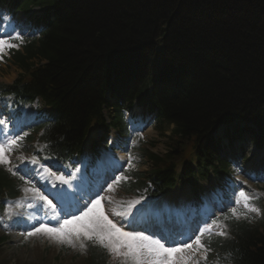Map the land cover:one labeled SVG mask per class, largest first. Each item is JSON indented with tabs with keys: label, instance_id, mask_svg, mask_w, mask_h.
Here are the masks:
<instances>
[{
	"label": "trees",
	"instance_id": "16d2710c",
	"mask_svg": "<svg viewBox=\"0 0 264 264\" xmlns=\"http://www.w3.org/2000/svg\"><path fill=\"white\" fill-rule=\"evenodd\" d=\"M57 2L59 25L48 28L25 54H15L28 75L10 90L61 99L65 118L59 133L80 134L86 115L97 111L105 85L119 77L131 83L133 77L145 76L156 56L165 60L159 85L170 88L173 97L164 118L174 123L181 140L202 137L223 120L259 121L264 22L254 15L264 17V0ZM35 61L40 67L33 70ZM51 134L54 144L59 142V135ZM1 173L0 193L9 184L15 187ZM232 225V241L220 246L218 240L216 247L224 253L234 250L236 264H264V234L245 223ZM94 256L92 264H102Z\"/></svg>",
	"mask_w": 264,
	"mask_h": 264
},
{
	"label": "snow or ice",
	"instance_id": "6c2138e0",
	"mask_svg": "<svg viewBox=\"0 0 264 264\" xmlns=\"http://www.w3.org/2000/svg\"><path fill=\"white\" fill-rule=\"evenodd\" d=\"M23 36L19 33L15 35L5 33L0 35V59L8 49L19 47L18 44L13 43V40L23 43ZM0 125H5V121L0 120ZM27 135V133H25ZM23 137L19 135H9L0 140V165H8L9 158L7 153H10L14 147L17 146L18 141ZM31 164H37L36 158L30 161ZM129 167H134L129 161ZM10 172L11 168L8 169ZM16 175L15 172H12ZM23 179V177H20ZM63 183H69L64 177H59ZM111 190V186H109ZM25 192L38 191L35 189L25 188ZM243 196L244 194L241 193ZM103 197H98L95 200H90L88 203L82 204L78 211L79 215H72L70 220L58 221L56 226H49V224L39 223V226H33L31 230L21 233L26 238L35 237L38 235L46 236L50 240H56L61 244L71 245L73 248L77 247L76 240L84 237L87 241H92L94 245H98L105 249L110 254L124 258V264H200L199 258L195 257V253H203L204 259L207 258V253L210 251L209 246L204 242L203 237L205 232L210 230L206 227L204 229H196V233L187 239L181 240H167V245L162 242V239H154L151 236L144 235L143 232L124 231L113 223L107 215L104 214L101 206ZM40 200L46 201L47 197L40 196ZM248 197H245L244 207L251 212L258 211L247 203ZM51 205V201H47ZM139 203V201H136ZM54 207V206H53ZM232 216L237 219L241 215L246 217V213L238 212L236 207L231 208ZM119 215V213H117ZM227 219V217H226ZM227 228V225H223ZM220 236H225V231L219 232ZM166 239V238H165ZM79 247L85 248L83 241L80 242Z\"/></svg>",
	"mask_w": 264,
	"mask_h": 264
},
{
	"label": "rangeland",
	"instance_id": "374dc122",
	"mask_svg": "<svg viewBox=\"0 0 264 264\" xmlns=\"http://www.w3.org/2000/svg\"><path fill=\"white\" fill-rule=\"evenodd\" d=\"M254 16H257L259 20L264 22V17H262L261 15L259 16L256 14ZM7 51L8 50L4 52L3 58L0 59V84H12L15 81L16 77L21 73V70H19L17 67H13L12 64L7 62V60L5 59V57H10ZM161 87L162 89H164L163 85ZM169 133L170 132L167 131V134ZM157 134L158 133L155 132L149 134L147 139V141L150 143L151 140L157 141L158 145L157 148L154 149L155 153L163 149L165 143L163 139L158 138ZM16 147H20L19 141ZM6 155H9V153L6 152ZM12 155L13 158L11 156H8L9 164L5 166L7 169L11 168L12 171L21 173L20 169L24 170L26 168V166L24 165L25 159H23L25 158V156H23L20 151H18V153L14 151L12 152ZM145 164L146 163L141 164V171L146 170L147 165ZM23 176L25 177L24 174ZM105 198L106 196H104V199H102L100 202L102 208H104L106 204ZM113 198L119 204H117V207H119L118 209H120L121 205L123 204L122 198L118 194H115ZM6 206L8 208H16V205L10 202ZM33 207L35 209L34 214L37 215V213H39L40 211V206L33 205ZM125 209L127 210V208ZM1 217L0 237H5L7 241L4 244L0 245V264H81V259L85 258L86 256V254H83V251L79 253L77 247L73 248L71 245L61 244L56 240H50L43 235L27 238L26 241L25 239H23L22 242H17L13 237L9 238V234H12L14 232L11 228L12 222H8L10 221L8 219L9 217H7L6 215H3ZM15 218L16 216H14V219ZM24 220L26 221V219ZM58 221H60L58 217L50 216L51 223H56ZM62 248L67 249L69 253L62 252Z\"/></svg>",
	"mask_w": 264,
	"mask_h": 264
},
{
	"label": "bare ground",
	"instance_id": "6f19581e",
	"mask_svg": "<svg viewBox=\"0 0 264 264\" xmlns=\"http://www.w3.org/2000/svg\"><path fill=\"white\" fill-rule=\"evenodd\" d=\"M153 224L155 225V224H157V225H159V223H156V222H153ZM21 227V226H20Z\"/></svg>",
	"mask_w": 264,
	"mask_h": 264
},
{
	"label": "water",
	"instance_id": "95a60500",
	"mask_svg": "<svg viewBox=\"0 0 264 264\" xmlns=\"http://www.w3.org/2000/svg\"><path fill=\"white\" fill-rule=\"evenodd\" d=\"M226 120H223V122H225Z\"/></svg>",
	"mask_w": 264,
	"mask_h": 264
}]
</instances>
